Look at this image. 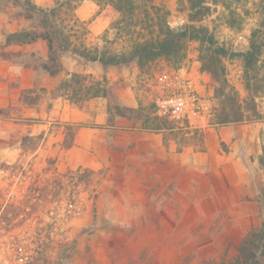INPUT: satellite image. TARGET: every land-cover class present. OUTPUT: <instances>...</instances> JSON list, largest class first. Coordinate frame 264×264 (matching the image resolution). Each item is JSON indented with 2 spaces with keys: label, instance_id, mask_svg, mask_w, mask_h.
I'll return each instance as SVG.
<instances>
[{
  "label": "rangeland",
  "instance_id": "rangeland-1",
  "mask_svg": "<svg viewBox=\"0 0 264 264\" xmlns=\"http://www.w3.org/2000/svg\"><path fill=\"white\" fill-rule=\"evenodd\" d=\"M34 2L48 9L56 0ZM154 4L174 31L206 30L213 42L187 37L182 65L160 58L143 71L136 62L103 68L65 54L62 71L52 77L40 67L48 60L43 41L6 45L8 33L30 22L20 17L22 10L13 0H0V264H231L242 238L234 225L247 233L261 225L264 0H207L203 8L192 7L188 0ZM76 14L86 22L89 47L130 51L137 35L122 34L113 12L84 0ZM179 19L183 24L173 27ZM141 27L136 33L157 38L156 29L149 33ZM252 40L261 54L250 81L241 54L250 50ZM210 59L217 61V74L206 68ZM74 74L86 86L106 76L122 106L150 112L148 123L112 119L105 98L59 96L60 84ZM160 78L170 83V92L200 97V111L190 122L155 112ZM156 122L160 129L151 130ZM250 128L259 134L261 154L250 159L231 155L241 146L240 133ZM158 134L162 136L151 143L173 141L188 160L211 155L209 171L202 174V165L192 163L198 171H181L178 182L187 188L194 175L200 190L209 182L220 200L205 205L209 212L222 209L219 217L194 224L190 209L175 216L165 210L167 204L159 200L158 147L140 142ZM236 210L255 212L260 219L236 218Z\"/></svg>",
  "mask_w": 264,
  "mask_h": 264
},
{
  "label": "trees",
  "instance_id": "trees-1",
  "mask_svg": "<svg viewBox=\"0 0 264 264\" xmlns=\"http://www.w3.org/2000/svg\"><path fill=\"white\" fill-rule=\"evenodd\" d=\"M84 0H56L52 8L44 9L34 0H13V5L22 11L20 17L30 22L28 27L6 35L7 46L31 45L43 41L48 48V60L40 67L49 75L56 76L62 71L61 55L72 54L86 63H98L103 68L110 66H129L137 63L140 70H144L150 63L165 58L170 64L180 66L184 62L183 42L189 38L212 43V37H207L206 30L193 29L191 32H177L170 28L162 9L154 4V0H94L100 9L109 10L115 14L116 24L120 32L125 35L136 34V39L131 40L130 51L121 53L108 49L91 48L86 44L88 29L86 22L77 17L79 4ZM192 7L203 8L207 0H188ZM213 2H227V0H212ZM198 12L194 15L197 18ZM144 24V25H143ZM141 30L153 33L158 31L157 38L147 39L142 32L136 33L139 26ZM145 26V27H144ZM153 35V34H152ZM217 54H222V49H217ZM260 47L256 41H251V48L241 54L244 58L247 78L252 80L253 67L260 57ZM5 53L2 57L5 59ZM206 68L217 74V61L210 59ZM254 69V70H253ZM252 71V72H251ZM62 95L70 99L78 98H105L108 100V114L112 119H137L143 125L148 123L147 109L128 108L120 104L114 87L108 82L106 76L101 75L99 80H92L89 86L82 84L81 75L74 74L71 79L65 80L57 89ZM155 112L157 108L155 107ZM220 121L225 120L220 117ZM155 120H158L156 117ZM235 121H238L235 119ZM151 130L160 129L156 122ZM264 216V191L262 193ZM231 264H264V219L261 225L252 229L242 239L236 260Z\"/></svg>",
  "mask_w": 264,
  "mask_h": 264
},
{
  "label": "crops",
  "instance_id": "crops-1",
  "mask_svg": "<svg viewBox=\"0 0 264 264\" xmlns=\"http://www.w3.org/2000/svg\"><path fill=\"white\" fill-rule=\"evenodd\" d=\"M133 107V106H132ZM123 120V119H118ZM115 128V126H114ZM162 134L158 135H149V137H145L140 139L141 141H146V144L150 146L149 148L155 149L158 147L160 158H159V165H160V181H159V195H160V202H165L167 206L165 207L166 211H169L172 215H176L181 210H192L194 214V224L198 221L200 218H216L219 217L220 214H222L223 210L215 209L214 212H209L206 208V203H216L218 200V196L216 197V194L213 192V186L209 184V182L206 181V188L204 190H200L199 181L197 180L196 176L192 175L190 176L189 183L187 185V188H182L179 185V173L182 171H185V173L196 172L198 171L197 167H194L192 163L201 164L202 166L199 168L200 173H206L209 171V163L212 161V157L210 158V154L208 152L202 153V159L200 161H197L196 159H186L184 157V153H180L178 150L177 145H167L166 143L163 144L162 142L158 143V145L151 143V139H156L157 137H161ZM240 139V148L238 151L234 149L230 152L231 155H239V157H243V159H250V157L254 154V156H259L261 154V148L257 144L259 142V134L256 130L250 128L249 130H245V132H241L239 135ZM226 140L225 137H223V141ZM229 141H232V138H228ZM139 143V142H138ZM171 144V143H170ZM253 144V145H251ZM254 146V147H253ZM224 154L226 152L222 151ZM198 154H194L196 157ZM246 161V160H245ZM214 165H212L213 168ZM222 169H225V167H222ZM247 175V174H246ZM167 176L169 178L167 179ZM207 176V175H206ZM206 179L208 178L205 177ZM209 181V180H208ZM210 189V191H209ZM170 193V195L164 194V193ZM237 214L236 218H247V217H258L259 215L257 213H244L240 212L239 210H236L235 212ZM261 222V221H260ZM192 223V224H193ZM191 224V225H192ZM260 225H256L251 229L257 228ZM235 229H238V233L240 235L241 241L246 235V230L243 229L242 225H234ZM245 228V227H244Z\"/></svg>",
  "mask_w": 264,
  "mask_h": 264
},
{
  "label": "built area",
  "instance_id": "built-area-1",
  "mask_svg": "<svg viewBox=\"0 0 264 264\" xmlns=\"http://www.w3.org/2000/svg\"><path fill=\"white\" fill-rule=\"evenodd\" d=\"M183 22L175 20L172 23L173 27H179ZM242 38V37H241ZM161 95L156 101L157 114L159 117H169L174 121L185 122L191 121L193 115L200 111V97L193 92H170L168 91V81L165 78H160Z\"/></svg>",
  "mask_w": 264,
  "mask_h": 264
}]
</instances>
